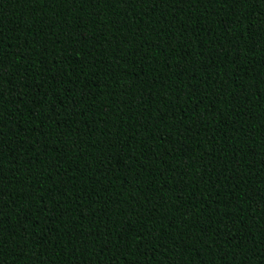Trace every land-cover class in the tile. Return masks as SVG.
I'll list each match as a JSON object with an SVG mask.
<instances>
[{"label":"trees","instance_id":"16d2710c","mask_svg":"<svg viewBox=\"0 0 264 264\" xmlns=\"http://www.w3.org/2000/svg\"><path fill=\"white\" fill-rule=\"evenodd\" d=\"M0 264H264V0H0Z\"/></svg>","mask_w":264,"mask_h":264}]
</instances>
